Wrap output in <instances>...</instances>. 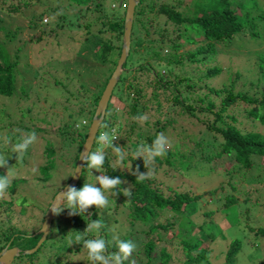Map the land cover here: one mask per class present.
I'll return each instance as SVG.
<instances>
[{
  "label": "trees",
  "instance_id": "1",
  "mask_svg": "<svg viewBox=\"0 0 264 264\" xmlns=\"http://www.w3.org/2000/svg\"><path fill=\"white\" fill-rule=\"evenodd\" d=\"M50 1H52L53 6H46L45 10H40L37 14H34L25 25L30 31L40 27L37 31L38 34L34 35L35 39L34 36L30 37L32 46L35 41L41 47L38 50H45V47H43L45 43L50 45L39 58H34L33 63L36 67L34 73L39 75L49 66L57 69L56 65L62 61L63 56V52L60 51L65 47L68 55L78 54L79 50L80 52L87 50L86 53L78 56V62L81 60L84 63L82 65L83 71L80 73V82L79 80L76 82L78 87L75 91H68L66 99L74 101L76 105L86 100L88 106L81 103L80 106L76 107L78 110L69 113V118L72 119L71 123L66 122V127H62V130L68 132V135H74V132L77 131V149L72 158L73 171L81 146L86 138V135L81 136L80 130H76L74 125L79 117L93 116L101 93L115 68L122 45L125 11L121 10H125L127 0H66V3L74 4L73 2H76L77 5H80V16L82 17L79 48H76V44L71 45L68 49L67 44L72 42L74 36L72 35L73 25L69 23L67 30H64L61 23H57L54 27L38 24L42 16L56 14L64 3V0ZM136 1L130 32L129 52L122 66V73L114 87V89L119 87L118 92L124 96L122 108L125 105L126 111L124 109L123 114L119 117H116L118 113H115L114 117H109L105 122L107 129H110V131L112 130L110 126L116 125L117 127L115 133L111 131L119 137L116 139L118 142L115 140L113 144L124 147L127 152H132L141 144L151 145L158 133L163 132L167 135L168 126L173 120L166 119L162 122L158 119L159 115H164V112L160 109L166 105H168L167 109L174 110L179 107L187 112L189 116L194 117L203 125L204 131L200 132L197 137L183 135L179 144H173L175 141L173 135L174 138L170 139L171 147L166 155L156 158L152 166L154 175L143 182H137L136 176L132 174L133 172L144 173L148 170L144 168L141 158L133 159L132 156H128L124 162L126 160L131 161V168L129 172H125L113 166L111 162L116 157L111 155L112 150L110 148L105 149V165L100 173L113 178L120 177L125 181L121 185V189L126 188V183L129 184L132 192L131 197L127 198L123 195L109 197V204L106 208L90 207L84 216L73 215L69 220L71 226L64 225L66 228H63V224H61V229H66L65 233L67 230H71L68 234L74 241L75 232L84 231L86 227L84 224L88 223L87 218L94 221L100 219V213L109 211L121 215L129 223L147 224L148 228L143 233L146 237L150 236V238L143 245L144 255L147 258L145 264H154L152 261L154 257L151 254L155 249V241L158 239L159 234L157 231H169L175 221H171L167 217L164 224H152L153 219L155 220L161 213L176 219L187 207L197 205L202 198V196H191L190 191H180V187L186 179L210 175V177L207 176L209 179L212 178V174L216 177H229L235 174L234 176L241 178V180L246 178L248 180L256 179L257 182L263 180L264 134L252 128L257 123L264 125V53L258 54L255 77L248 82L242 79L243 75L239 72H236L234 76L228 75L227 83L221 84L219 88H215L211 80H216L221 71L220 68L212 65L221 50H231L230 48H232L234 42L243 41L247 44V34H245L247 27L251 29L248 34L249 40L258 38L257 21L264 19V11L261 10L262 6L260 4L259 7L257 6V0H248L249 6L246 0ZM28 3L26 0H17L15 4L6 10L0 4V10L6 12L4 17H0V31L4 33V39H0V98L6 97L11 100L16 96V100L39 99L37 93L32 96L25 78L27 72L23 67L20 68V62L26 58L25 48L23 47L25 42L24 44L21 43L24 40H21L20 45L15 48L13 53L9 51L10 43H13L22 31L21 25L16 26L17 15L20 14V9L28 7ZM20 4H23L24 7L20 8ZM81 8H83V11H81ZM256 13L257 15H255ZM33 20H36V22ZM13 27L20 28L13 29ZM93 27H97L96 32ZM107 31H112L113 35L106 37L105 33ZM187 45H195V47L186 48ZM167 52H171L172 55L164 57ZM113 53L117 54L115 59L110 58ZM186 64L191 65V67ZM99 65H102V69L96 71L97 73L94 71V75H96L94 81L86 82L84 76L86 74L93 75L94 68ZM190 68H194V72ZM63 72L66 73V70L63 69ZM18 76L21 78L20 85L18 84ZM47 76L52 78L56 85H67L56 79L53 73L48 74L47 72ZM89 85H93L94 90H88ZM149 87L152 91L150 95L146 91ZM32 105L31 102L26 105V113L31 112ZM151 111L156 112V115H158L154 120V124H156L154 129L151 132L135 131L136 120L133 117L138 114H149ZM0 113L5 115L3 110H0ZM106 113L107 109L105 115ZM26 115L21 112L23 118ZM40 121L44 122L43 119H40ZM0 123H3L1 116ZM85 123L86 121L83 120L82 124ZM9 125L0 126V129ZM99 132L98 129L96 135ZM139 134L140 137L137 136ZM5 136L9 137L13 143H16L20 138V134L7 133ZM74 139L76 141V137L73 136ZM188 139L189 142L185 141ZM2 152L8 153L9 149L0 147V153ZM8 155L14 163H21L22 168L28 163L25 157L21 160L15 158V153ZM55 155L56 150L52 142L46 140L43 154L44 162L53 163L55 167ZM41 165L42 163L36 169V172L39 173L37 179L41 177L40 180L46 182L56 178L50 171L45 169L46 166H43L42 170ZM86 174L87 169L82 171L76 186L77 189L85 183ZM3 176L4 173L0 168V177ZM177 177L183 180L180 179L179 184H176V186H171L165 182V179H176ZM59 185L55 189L52 188L54 192H50L51 200L65 183L62 186ZM227 185L230 189H234L236 183L231 181ZM9 191L12 193V198L19 196L17 190L12 191V189H9ZM215 191V189H212L207 193L213 197ZM26 201L25 199L20 204L21 212L25 210L23 206ZM223 201L222 208L216 207L214 210L204 209L202 211V216L208 218L202 227H210L214 223L212 217L220 213L221 209L236 204L237 198L233 195H226L223 197ZM50 202L47 203V207ZM13 203L14 201L7 200V195L0 198V251L7 244L8 247H14L17 243L16 240L20 241L21 244L25 243L26 239L30 240L27 234L34 233L40 228L47 209H41L42 216L38 227L35 226L30 232H27V230H21L18 225L14 227L9 224V220L14 214L10 215L12 213L10 212L11 207L7 208V206ZM208 204H213V201L208 202ZM32 206L34 205L32 204ZM121 207L124 210L119 212ZM38 208L40 207L38 206ZM66 210L59 215H53L49 232L35 254L40 251L48 240L58 243L59 239L65 235L60 229V231H57L56 237V227L60 225L59 216L65 213ZM241 212L242 209L237 213L238 224L241 220ZM16 217L19 222L22 221L18 215ZM56 217L58 218L57 221ZM245 217L248 218V215ZM259 225L255 230L251 228H248V230L255 232V235L260 236V240H262L264 238V227H259ZM100 235L106 240L109 236L105 228L101 230ZM95 236L94 232L86 234V238H95ZM211 236L214 238L212 233ZM32 237L35 239L34 245L39 240L40 235ZM180 239L179 244L182 246L183 257L177 264L210 263V252L206 247H201L200 241L193 244L186 238ZM122 240H130V238L125 236ZM260 240L254 246H251L256 249L257 253H262L261 255L264 257V247L260 244ZM246 246L244 238L232 239L224 251L225 264L234 262L237 254ZM27 247L25 245L23 248L28 249ZM19 248L22 247L19 246ZM258 249H260V252ZM115 250L113 244H109V251ZM84 251L82 243L71 246L70 243H61L54 250L55 256L59 257L55 264H61V261L63 264H69L70 255H77L79 252L86 254V251ZM35 254L30 256L19 254L11 264H19L23 261H27L26 264H31L30 262L33 260L28 259ZM171 259V254L166 252L165 249L160 251V264H170ZM89 263L85 256L84 264Z\"/></svg>",
  "mask_w": 264,
  "mask_h": 264
},
{
  "label": "rangeland",
  "instance_id": "2",
  "mask_svg": "<svg viewBox=\"0 0 264 264\" xmlns=\"http://www.w3.org/2000/svg\"><path fill=\"white\" fill-rule=\"evenodd\" d=\"M65 1L66 0H64L62 7L56 14L54 13L52 16H42L38 24L47 25V27H54L57 23H61L62 29L67 30V26L70 23V25H73L74 27L72 31V35L74 36L72 42L67 44V49L71 45L76 44L77 48L80 40V21L82 20V17L80 16V5H77L76 2L71 4L70 2L66 3ZM185 1L190 2L191 0ZM246 1L247 5L249 6V1ZM16 2L17 0H0V4L5 10ZM26 2H29L28 7L22 8L24 5L20 4V8L22 9H20V14L17 15L16 18V26L21 25L22 31L20 32V35H18V37L13 41V43H10L9 51L13 53L15 48L20 45L21 40H24L21 43L24 44L25 42L23 47L25 48L26 58L22 59L20 62V68L23 67L27 72L25 73V78L27 79V85L30 87L29 89H31L30 91L32 96L34 93H37L39 99L31 100L30 98L27 101L16 100V96H14V98L11 100L6 97L0 98V110H3V113L5 114L3 115L0 113L3 121V123H0V126L5 127L6 124H10L8 127L0 129V147H6L9 149L8 153L2 152L8 156L7 167L0 168L4 173V176L7 174L11 179V182H14L9 189H12V191L17 190L19 192V196H17V198H12V193L8 189L7 200L14 201L12 205L8 204L10 206H7V208L11 207L10 212L12 213L10 215L12 216L14 214L11 217V220H9V224L13 225L14 227L15 225H18L21 230H27V232H30L33 227H38L42 216L41 209L47 208L46 205L51 200L50 192H54L53 189L57 188V185L62 183L59 185L62 186L63 183L66 184L70 179L69 177L73 172L72 158L77 149L78 135L77 131L76 133L74 132V135H68V132L63 131L62 127H66V122L71 123L72 119L69 118V113H74L77 109L76 107L80 106L81 103L88 106V102L84 100L83 102L81 101L80 104L78 103L76 105L74 101H69L66 99L68 96L67 92L75 91L78 87L76 82L77 80L80 82V73L83 71L82 65L84 64L81 60L78 62V56L86 53L87 50L83 52H80L79 50L78 54L74 53L73 55H68L65 47V49L60 51L63 52V56L61 58L62 61L56 65L57 69L49 66L45 68V70H43L39 75L38 73H34L36 68L33 63L34 58H39L40 55H42L50 45L45 43L43 46L45 47V50H38L41 47L39 46V43L35 41L32 46L30 37H33L34 35L36 36L40 27H36L30 31L28 27H25V25H27L28 20H30L34 14H37L40 10H45L46 6H53V4L50 0H26ZM259 4L262 6L261 10L264 11V0H257L258 7ZM111 7L113 6L111 5ZM0 11V17H4L6 12H3V10ZM81 11H83V8H81ZM255 15H257V13ZM33 21L36 22V20ZM257 24L259 32L257 39L249 40L248 34L251 32V29L250 27H247L245 33L247 34V44H245L246 42L243 41H239V43H232V48H230L231 50H221L216 56L215 61L212 62V65L217 66L221 70L216 80H211L212 85L215 88H219L221 84L227 83L228 75L234 76L236 72H239L241 75H243L242 79L245 82H248L250 79L255 77L258 61L257 56L258 54L264 53V19L257 21ZM14 28L18 29L20 27H13V29ZM93 30L96 32L97 27H93ZM105 35L106 37H110L113 35V32L107 31ZM0 39H4L3 31H0ZM193 47H195V45L186 46V48ZM171 55V52H167L164 54V57H169ZM116 57V53H113L110 56V58L113 59ZM186 65L191 67L189 64ZM203 68L205 67L203 66ZM63 69L66 70V73L63 72ZM100 69H102V65L94 68L93 75L88 72L90 75L86 74L84 76V80L86 82L94 81L96 78L94 71L96 72ZM193 69L194 68H190L192 72H194ZM47 72L48 74L53 73L56 79L67 85H56L54 80L47 76ZM18 80V84L20 85V76H18ZM93 88V85H89V88L87 87L88 90H94ZM118 90L119 87H116L113 90L112 96L108 101L107 113L103 121L104 123L101 125H107L105 122L109 117H114L115 113H118L116 117H119L123 114L124 109L126 111L125 105L124 108H122L124 96H122ZM146 91L148 95H150L152 92L150 87L146 89ZM30 102L33 103V105L31 106V112L28 114L26 113L25 107L27 104H30ZM167 106L168 105L163 106V108L160 109L162 112H164V115H159L160 117L158 119L162 122L166 121V119L173 120V122L168 126L166 135L169 140L175 137L173 144H179L181 142L180 138L183 135H194L197 137L200 135V132L204 131L203 125L200 124L194 117L189 116L187 112L183 111L179 107H176L174 110H170L167 109ZM21 112L27 115L23 118V116H21ZM145 115L148 117L147 121L144 123L136 121L134 128L135 131L151 132L156 126V124H154L155 117L158 116L156 115V112L151 111L149 114ZM91 118L92 117L86 115L85 117L83 116L76 119L77 121L75 122L74 127L76 130H80L82 137L87 134ZM40 119H43L44 122H41ZM83 120L86 121L85 124H82ZM110 127L112 129L111 131L113 132L117 129L116 125ZM252 129L264 134V125L260 123H257ZM29 130H35L37 134V141L28 148L26 154L24 155L28 163L24 166V168H22L20 165L21 163L16 164L9 159L8 154H14L12 151V146L15 143L11 141L10 143L5 144L3 137H5L7 133H12L20 134L19 139H22L24 133H27ZM99 130L104 131L105 129L103 126H101L99 127ZM107 130L110 131V129ZM73 136L76 137V141L75 139L73 140ZM137 136L140 137V134ZM46 140L51 141L56 150L55 167L53 163L48 164L47 162H44L43 154ZM116 141L118 142V140ZM185 141L189 142L190 140L188 139ZM98 147L101 146L94 141L92 150L95 151ZM128 152L129 156H131V152ZM111 155L115 156L113 152ZM41 163L42 165L40 168L42 169L43 166H46L45 169L50 171L56 177H54L55 179L48 180L46 182L41 181V177L37 179V175L39 176V173L36 172V169ZM111 163L118 170L125 172L130 171L131 166L129 168V160H126L121 164H117L116 158H114ZM40 168L38 169L39 171ZM177 173H179V171H177ZM100 174L103 175L102 173L93 171V176H98ZM234 175L229 177H216V175L213 176L212 174V178L209 179L207 176L210 177V175H202L199 177L197 176L186 179V181L182 183L180 191H190L191 196H202V198L197 205L193 207H187L186 210L183 211L176 219H174L172 216L166 215L165 213H161L155 220L153 219L152 224H164L167 217H169V220L175 221L173 222L172 228H170L169 231H157L159 234L157 237L158 239L155 241V249L151 254L152 257H154V259H152L154 264H160L159 256L162 249H165L166 252L171 254L172 259L170 264H177L178 261L183 257L182 246L179 244V241L181 240L180 238H186L193 244L197 241H200L201 247H206V249L210 252L209 259H211V261L209 264H225L224 251L229 245V242L234 238H244L247 246L237 254L235 261L231 262L230 264H264V257L261 255L262 253L259 254L257 253L256 249L252 248V246H254L258 240H260V236L257 237L255 232L248 230V228L255 230L259 223V227H264V176L261 182H257V180L252 179V177L251 179L253 181L248 180L247 178L245 180H241V178H238ZM180 179L183 180L182 178L177 177L176 179H165V182L171 186H176V184H179ZM85 180L89 183H95L94 178L89 176L88 172L85 176ZM231 181L236 183L234 189H230V187L227 185V183H231ZM128 187L130 186L126 183V188ZM212 189L216 190L213 197L209 196L207 193V191H211ZM226 195H233L236 197L237 203L221 209L220 213L214 215L212 217L214 223L210 225V227H202L208 219L207 217L202 216V211L204 209L214 210L216 207L222 208V204L224 203L223 197ZM25 199L27 200L23 206L25 210L21 212L20 204ZM210 201H213V204L209 205L208 202ZM32 204L34 206H32ZM38 206L40 208H38ZM63 206L64 204L62 203L61 207ZM201 207H203V209H201ZM241 209L242 216H240L241 220L238 224L237 213L241 211ZM122 210H124L123 207L119 209V212ZM100 214V218L103 217L104 223L106 225L105 230L109 235L107 240L111 242L113 237H119V239L122 240L125 236H128L130 240L136 244V250L133 252L130 259H134L136 264H145L147 258L144 255L143 245L150 238V236L146 237L143 232L147 230L148 225L135 222L129 223V221L125 218H122L121 215H116L110 211L102 212ZM16 215H18L22 220L21 222H19ZM246 215H248V218L245 217ZM72 216L73 215L68 214V210L59 216L60 225L56 227V237L58 234L57 231H60L61 229V224H63V228H66L64 225L71 226L69 220ZM57 220L58 218L56 217V221ZM84 226H86V224H84ZM61 231H63L64 234L66 229H61ZM68 232H71V230H67L65 235L59 239L58 243H56V241L52 242L51 240L45 242V245L37 254H35L37 251L32 253L35 255L28 259L33 260L30 263L55 264V262L59 259V257L55 256V247L60 246L61 243L68 244L72 242ZM34 233L27 234L30 240L26 239L25 243L23 244L16 240L17 243L14 245V247L18 248L22 252L33 249L37 244L36 241V243L33 245L35 239L32 236ZM211 233L214 235V238L211 236ZM260 244L264 247V238L260 240ZM25 245L28 246V249L23 248ZM19 246L22 248H19ZM258 250L260 252V249ZM32 254L25 255L30 256ZM85 256L86 254L83 252H79L77 255H70L69 264H84ZM16 259L17 258H15V260ZM26 263L27 261H23L19 264ZM61 264H63L62 261Z\"/></svg>",
  "mask_w": 264,
  "mask_h": 264
},
{
  "label": "clouds",
  "instance_id": "3",
  "mask_svg": "<svg viewBox=\"0 0 264 264\" xmlns=\"http://www.w3.org/2000/svg\"><path fill=\"white\" fill-rule=\"evenodd\" d=\"M133 119L140 123H144L147 121L148 117L145 114H138L134 116ZM101 126H103L105 130L100 131L98 135H96L95 131L91 143L85 144L84 151L80 152L81 166L76 167L74 170V173L79 174L87 169L88 175L94 178L95 183H89L85 180V183L79 189L74 186H68L66 190L60 191L50 208L53 215H59L62 211L67 209L69 215L84 216L90 207L106 208L109 204V197H115L116 195H123L127 198L131 197L132 192L130 187L121 189V185L124 184L125 181L120 177L113 178L107 174L93 176V171L100 173V170L105 165V149L110 148L112 150L115 154L117 164L123 163L129 156V152L125 151L124 147L122 148L113 144V141L119 137L107 130V125H101L100 122H98L96 129ZM3 140L5 144L11 142L7 136L3 137ZM36 141L37 134L35 130L24 133L23 138L18 139L12 146V151L16 154L15 158L22 160L28 148ZM93 141L101 146L95 151H93L91 147ZM170 147L171 143L169 138L161 132L156 135L151 145L141 144L130 153L133 159L141 158L144 168L148 169L144 173H132L136 176L137 182H143L154 175L152 166L156 158L164 157ZM7 162L8 156L0 153V167H7ZM130 166L131 161H129V168ZM11 183V179L7 174L0 177V198L8 194ZM62 203L64 207H61ZM87 219L88 223L84 231L75 232L74 241L70 242V246L82 243L86 251V258L90 264H126V262L127 264H136L134 259H130L133 252L136 250L135 242L132 240H121L119 237H113V240L110 242L100 235L101 230L106 226L103 217L94 221L90 218ZM93 232L96 233L95 238H86V234ZM110 243L115 247V251H109Z\"/></svg>",
  "mask_w": 264,
  "mask_h": 264
},
{
  "label": "water",
  "instance_id": "4",
  "mask_svg": "<svg viewBox=\"0 0 264 264\" xmlns=\"http://www.w3.org/2000/svg\"><path fill=\"white\" fill-rule=\"evenodd\" d=\"M136 4H137L136 0H127L126 1L124 21H123L122 39H121L122 45H121L120 55H119V58L116 62L115 68H114L111 76L107 80V83H106V85H105V87L101 93V96L97 102V105L95 107V111L93 113V116H92L91 121H90V125H89L88 130H87L86 138L84 140V143L81 146L80 152L84 151L85 144L91 143V140L93 138L95 131L97 134L99 128L96 129V126H97L98 122H100V124L103 122L111 93H112L116 83L118 82V79H119L121 73H122V69H123L122 66L126 60L128 52H129L130 32H131V27H132V22H133L134 8H135ZM92 145H93V142H92ZM92 145H91V147H92ZM80 152H79L78 158L75 162V166H74V169H73V172L71 174L69 181L62 187V189L60 191L66 190V188L68 186H74V187L77 186V183L79 181V178H80L82 172L79 174H76V173H74V170L76 167L81 166ZM60 191H58L54 195L51 203L49 204V206L47 207V209L44 213L43 222L41 224V227L33 235V236L40 235V238L37 241V244L35 245V247L33 249L22 252L16 247H8V244H7L0 251V264H11L13 259L15 257H17L19 254H32L38 249V247L45 240V238L49 232V228H50L52 217H53V214H52L50 208H51L53 202L56 200ZM45 225H46V227H45Z\"/></svg>",
  "mask_w": 264,
  "mask_h": 264
}]
</instances>
